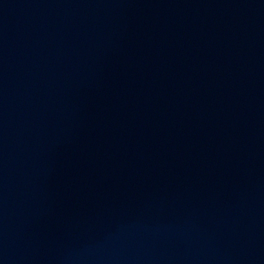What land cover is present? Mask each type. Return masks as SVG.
<instances>
[{"label":"water","instance_id":"95a60500","mask_svg":"<svg viewBox=\"0 0 264 264\" xmlns=\"http://www.w3.org/2000/svg\"><path fill=\"white\" fill-rule=\"evenodd\" d=\"M0 50L182 264H264V0H0Z\"/></svg>","mask_w":264,"mask_h":264}]
</instances>
